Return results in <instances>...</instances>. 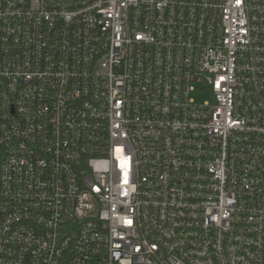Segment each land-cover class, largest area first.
Returning a JSON list of instances; mask_svg holds the SVG:
<instances>
[{"label":"built area","instance_id":"2783aa9c","mask_svg":"<svg viewBox=\"0 0 264 264\" xmlns=\"http://www.w3.org/2000/svg\"><path fill=\"white\" fill-rule=\"evenodd\" d=\"M0 264H264V0H0Z\"/></svg>","mask_w":264,"mask_h":264},{"label":"rangeland","instance_id":"374dc122","mask_svg":"<svg viewBox=\"0 0 264 264\" xmlns=\"http://www.w3.org/2000/svg\"><path fill=\"white\" fill-rule=\"evenodd\" d=\"M195 96H196L198 101H203L206 98L205 95H203V94H201L199 92H197Z\"/></svg>","mask_w":264,"mask_h":264}]
</instances>
